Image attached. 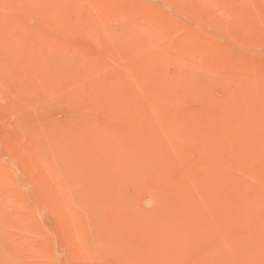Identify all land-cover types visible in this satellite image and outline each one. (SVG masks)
Wrapping results in <instances>:
<instances>
[{"label": "rangeland", "instance_id": "obj_1", "mask_svg": "<svg viewBox=\"0 0 264 264\" xmlns=\"http://www.w3.org/2000/svg\"><path fill=\"white\" fill-rule=\"evenodd\" d=\"M0 264H264V0H0Z\"/></svg>", "mask_w": 264, "mask_h": 264}]
</instances>
